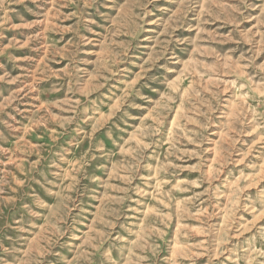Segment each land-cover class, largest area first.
Here are the masks:
<instances>
[{"label":"rangeland","instance_id":"374dc122","mask_svg":"<svg viewBox=\"0 0 264 264\" xmlns=\"http://www.w3.org/2000/svg\"><path fill=\"white\" fill-rule=\"evenodd\" d=\"M0 264H264V0H0Z\"/></svg>","mask_w":264,"mask_h":264}]
</instances>
